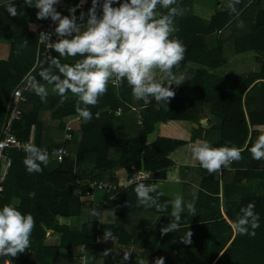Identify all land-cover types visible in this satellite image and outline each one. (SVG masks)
I'll return each mask as SVG.
<instances>
[{"label": "trees", "instance_id": "trees-1", "mask_svg": "<svg viewBox=\"0 0 264 264\" xmlns=\"http://www.w3.org/2000/svg\"><path fill=\"white\" fill-rule=\"evenodd\" d=\"M193 2L176 0L180 14L173 18L174 31L170 38L183 43L185 54L172 71L182 75L183 80L180 85L170 86L174 95L166 106L155 100L147 105L136 100L125 81H117L118 87H112L109 82L98 102L88 106L92 118L84 121L75 110L76 98L71 93L61 97L51 90L52 85H45L49 92L41 102L32 87L33 83H44L39 72L49 67L51 57L70 64L78 57L60 58L51 50L39 66L33 76L35 81H31L26 92V102L20 104L21 117L13 122L12 130L19 140L32 142L40 149L64 147L69 155L60 162L49 157L48 164L41 165V172L28 173L22 163L25 152L14 149L7 152L11 165L3 182L0 205L17 199V208L34 218L30 246L25 252L9 257L12 264H81L82 255L86 264H119L123 255L113 250L111 244L107 245L112 242L128 248L126 251L135 245L140 247L138 256L129 255L133 264H155L161 257L164 264H264V194L239 199L234 216L221 210L219 196L223 173L232 166L243 175L264 180V169L259 167L264 160L252 159L249 152L258 136L264 135V104L263 109L249 111L248 104L242 103L247 86L237 96H231L233 88L225 87L223 81L208 71L211 65L225 64V23L220 22L225 14L215 13L209 22L202 21L193 13ZM89 6L90 0H86L85 7L76 10V14L86 13ZM237 8L240 17L259 10L257 18L264 20V0H240ZM36 11L28 6L25 14L8 17L0 25V38L10 41L9 58L3 63L4 70L6 66L9 69L0 75V126L11 92L36 62L40 52L39 33L47 31L42 27L45 19H38ZM166 12L158 6L155 15L158 18ZM238 12L229 15L231 20ZM218 29L222 35L214 32ZM56 39L53 32V40ZM192 64L200 66L193 77L186 70ZM188 79H193L192 91L183 86ZM5 81L7 84H2ZM118 109L121 113L115 116ZM97 113L99 116L95 118ZM210 115L220 118L221 123L205 130L199 121ZM56 121L58 127L51 129V123ZM169 122L184 124L188 135L179 139L158 136L154 142L146 143L157 124ZM200 140L209 141L213 147H236L241 158L216 173L194 168L196 162L191 157L190 145ZM173 170L183 180L181 197L195 205L196 215L185 209L178 231L161 236L160 226L172 219L171 208L167 211L145 209L133 192L135 184H129L127 189L122 185L142 172L150 173L146 183H161ZM120 172L123 177H119ZM91 182H103L115 190L97 191L102 199L96 201L93 196L96 190L88 188ZM158 192L161 202L170 201ZM249 202L255 204L260 226L254 236L237 235L230 227L231 222ZM95 208L99 216L90 215ZM70 220L76 223L72 225ZM107 230L114 234L112 241L102 238ZM187 231L191 233L190 243L179 239Z\"/></svg>", "mask_w": 264, "mask_h": 264}, {"label": "clouds", "instance_id": "clouds-1", "mask_svg": "<svg viewBox=\"0 0 264 264\" xmlns=\"http://www.w3.org/2000/svg\"><path fill=\"white\" fill-rule=\"evenodd\" d=\"M0 2L10 16L18 15L14 0ZM84 2L80 0L79 4L68 9V15H61L54 8L57 0H23L25 5L37 9L35 15L38 19L50 18L55 22L53 32L58 39L47 43L46 47L58 53L60 58L78 57L71 64L61 63L59 58L51 57L49 67L39 72L44 83L32 84L35 95L44 102L49 92L45 85H52L51 90L61 97L71 93L76 98L75 110L84 121L92 118L88 106L98 102L110 81H125L131 95L146 105L155 100L166 106L174 95L170 86L180 85L183 80L182 75L172 71L185 54L183 43L170 38L174 31L173 18L180 14V9L175 6L176 0H90L86 13L81 11L77 15L76 9ZM239 2L230 0L229 8L235 11V5ZM158 6L167 12L157 18L155 13ZM51 34L41 31L39 42L44 44ZM23 151L25 156L22 163L28 173L41 172V165L49 162L48 154L35 144L25 143ZM249 152L252 159L264 160V135L258 136ZM190 154L196 162L195 166L210 174L219 172L222 167L241 158L240 149L228 145L213 147L207 140L191 144ZM149 175L147 173L141 180L129 181L122 187L127 189L129 184L134 183L133 192L145 209L167 211L170 207L172 219L162 224L159 232L161 236L174 233L180 227L185 209L192 216L196 215L195 205L186 203L180 196L161 202L156 184L145 182ZM254 208L255 204L249 202L239 209L230 225L235 234L255 235V229L260 226V217ZM99 214L96 208L90 212L92 216ZM33 227L31 213H22L14 203L0 205V257L6 258L7 264V257H15L29 248ZM190 236V231H187L179 239L190 243ZM102 238L112 241L114 234L107 230L103 232ZM107 251L104 255H107ZM129 253L123 251L119 264L127 261ZM155 264H164L163 257L156 259Z\"/></svg>", "mask_w": 264, "mask_h": 264}, {"label": "crops", "instance_id": "crops-1", "mask_svg": "<svg viewBox=\"0 0 264 264\" xmlns=\"http://www.w3.org/2000/svg\"><path fill=\"white\" fill-rule=\"evenodd\" d=\"M86 1V0H85ZM6 2V0H3ZM15 2V1H14ZM17 5H20L17 8L18 13L25 14V10L28 9V6L23 3V0H16ZM80 3V0H66L65 7L62 11L68 12L70 7H73ZM238 4L235 5V11L229 8L230 0H221L217 2L216 0H194L193 2V13L194 15L202 21L209 22L212 16L215 13H224L225 16L220 22L225 23L224 27V59L225 64L223 65H211V68L208 71L224 82L225 87H232L233 91L231 96H237L242 90L243 87L247 86L242 94V103L246 102L248 104V110L251 112L258 111L263 109L264 104V20L258 19L257 14L260 13L259 10L250 11L249 14L244 17H240V12H238ZM0 6H4L0 2ZM85 7V2L80 5L76 10L82 9ZM99 7L97 8V10ZM238 12L236 17L231 20L229 15ZM8 17H11L5 10H0V25L5 23ZM235 20V21H234ZM261 23L260 26H257ZM257 26V27H256ZM13 31H16L13 27ZM217 34L222 35V30H215ZM10 54V41L7 39L0 38V75L4 72L7 73L9 67L6 66L4 70V62L8 61ZM190 69L187 70L190 76L193 77L194 72L197 70L198 65L192 64ZM2 68V69H1ZM192 80L188 79L183 83V86L187 87L188 90L192 91ZM7 84V82H2V84ZM244 113L246 114V109L244 107ZM99 116V114H95ZM78 121V118L76 119ZM220 118L210 115L209 117L202 118L199 121V124L205 129L209 130L214 126L220 125ZM59 125V122H52L50 128L56 129ZM264 132V127L262 128ZM189 130H187L181 122H169L165 125L157 124L155 130L152 134L147 137V144L154 142L155 138L158 136H170L176 139L184 138L188 135ZM67 137V135L65 134ZM60 162V161H57ZM262 163V162H261ZM260 163V164H261ZM193 166V165H192ZM194 168L199 169L196 166ZM231 168V167H230ZM229 170V169H228ZM226 171V170H225ZM224 171V172H225ZM170 177L163 182H157V190L162 192V195L168 200H174L176 197H181L182 184L183 180L177 176L175 170L170 173ZM123 172L119 173V177H123ZM221 191V182L219 184ZM15 205L18 204V200L14 199L12 201ZM74 221V220H73ZM70 220V224L73 223ZM74 225V224H72ZM149 236V233L144 234ZM113 243V244H112ZM108 243L111 244L113 250L117 253H121L120 250L126 251L128 248L118 247L114 242ZM129 255L132 257L138 256L140 247L135 245L130 247Z\"/></svg>", "mask_w": 264, "mask_h": 264}, {"label": "built area", "instance_id": "built-area-1", "mask_svg": "<svg viewBox=\"0 0 264 264\" xmlns=\"http://www.w3.org/2000/svg\"><path fill=\"white\" fill-rule=\"evenodd\" d=\"M65 1L66 0H57V3L54 5L55 10L58 12L65 6ZM42 27H46L47 31L52 33L49 37L48 40L44 43L41 44L38 41L39 47H40V52H37V59L34 64V66L31 68V70L19 81L18 85L13 89L11 92V95L9 97V100L7 102L6 106V114L4 121L2 122L0 126V193L2 191V186L3 182L6 179V174L7 171L11 165V160L8 157L7 152L11 149H14L19 152H24L23 151V145L25 143H32L29 141H22L19 140L15 135L12 130V124L14 121H17L21 117V110H20V104L22 102H26V92L28 88L31 85L32 78L39 68L46 59V57L50 54L51 49L46 47L47 43L53 42V29L55 27V22L51 21L50 18L45 19V22L43 23ZM112 87H118L119 85L116 82L110 81ZM121 113V109L116 110L115 116H119ZM98 117V115H96ZM140 123V122H139ZM69 137V136H68ZM41 150L45 151L49 157L60 161L64 157H67L69 155V151L64 148V147H57L52 150L47 149L46 147H42ZM231 163V162H230ZM145 173H138L134 175L132 178L128 180L129 181H139L141 180ZM146 179V178H145ZM88 188L91 189L92 191H100V192H110L112 190H115L114 187H112L109 184L103 183V182H91L88 184ZM86 194L90 196L89 192L86 191ZM1 262L0 264H7V260L4 257H0ZM9 264H12L10 261V258L7 257ZM81 264H86L87 260L86 258L82 255L80 257ZM126 264H133L131 262V258L128 256L127 261H125Z\"/></svg>", "mask_w": 264, "mask_h": 264}, {"label": "rangeland", "instance_id": "rangeland-1", "mask_svg": "<svg viewBox=\"0 0 264 264\" xmlns=\"http://www.w3.org/2000/svg\"><path fill=\"white\" fill-rule=\"evenodd\" d=\"M188 69H190V67H187V70ZM259 167L260 170L264 169V162H262ZM240 171L241 170H238L236 166H232V168L223 173V177L221 178V191L219 194L220 198L222 197L223 209L221 210L228 214V216L235 215L238 207L237 201L239 199L247 195L264 194V180H257L251 176L243 175ZM93 196L96 201L102 199V194L97 191ZM75 223L76 221H73L72 224ZM120 252L119 254H122L121 250Z\"/></svg>", "mask_w": 264, "mask_h": 264}]
</instances>
